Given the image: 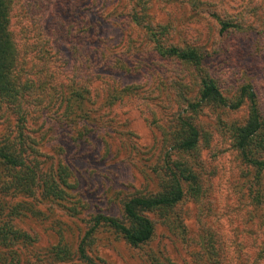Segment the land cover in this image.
<instances>
[{"label":"rangeland","instance_id":"1","mask_svg":"<svg viewBox=\"0 0 264 264\" xmlns=\"http://www.w3.org/2000/svg\"><path fill=\"white\" fill-rule=\"evenodd\" d=\"M11 3L23 91L17 105L0 97V141L22 140L41 178L68 166L73 188L52 200L39 180L37 201L4 198L22 212L0 218V227L24 235L0 245V264H88L77 256L88 233L86 251L98 264H264V171L242 160L230 131L247 120V105L195 116L203 131L195 160L202 195L187 196L169 217L150 213V243L133 246L107 226L94 229L98 215L122 218L127 199L161 191L158 171L186 109L183 97L199 89L192 69L150 54L153 32L210 57L228 99L251 84L264 118V0ZM134 6L145 9L143 25L131 20ZM58 247L70 250L69 260L57 259Z\"/></svg>","mask_w":264,"mask_h":264},{"label":"trees","instance_id":"2","mask_svg":"<svg viewBox=\"0 0 264 264\" xmlns=\"http://www.w3.org/2000/svg\"><path fill=\"white\" fill-rule=\"evenodd\" d=\"M11 5V0H0V97L8 103L17 105L23 86L17 72L18 50L11 31ZM141 10L145 9L134 6L131 11V20L136 25H143ZM222 26L223 29L232 27L228 22H223ZM152 34L156 39L153 41L154 48L150 54L155 56L157 61L192 69V78L197 73L199 89L196 94L181 96L185 98L186 109L178 112L171 131V151H166L165 163L158 171L161 191L151 195H135L127 199L122 205V218L108 215H98L95 218L94 229L107 226L133 246L144 245L153 240L156 228L149 216L150 213H157L162 218L169 217L170 211L187 196L200 199L203 183L200 173L195 170V160L198 159L197 151L203 131L195 121V116L197 114L199 116L202 110L206 108L215 110L217 107L239 111L247 105V120L243 124L237 122L231 124V138L242 160L256 167L259 172L264 171V118L253 86L249 83L239 86L235 96L228 99L219 84L210 57L196 48L167 45L162 39L163 33ZM185 80L184 77L180 78V82ZM22 137L23 135L19 139ZM21 141L18 143L19 146L0 141V218L22 212L19 205L7 207L9 205L5 204L4 198L21 196L37 201L36 189L40 185L39 180L44 198L52 200H64L68 190L73 188L69 182L71 171L66 165H59L57 177L50 174L46 178H41L40 163L28 158L25 149H21ZM28 206L20 204L21 208ZM30 212L37 214L34 209H30ZM23 235L11 226L4 225L0 227V245H6L10 243L9 240ZM89 239L88 233L78 247L77 256L88 264H98L87 254L86 246ZM54 253L58 260H69L72 256L67 248H55Z\"/></svg>","mask_w":264,"mask_h":264}]
</instances>
